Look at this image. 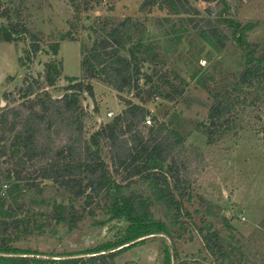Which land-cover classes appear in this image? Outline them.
<instances>
[{
  "label": "rangeland",
  "instance_id": "obj_1",
  "mask_svg": "<svg viewBox=\"0 0 264 264\" xmlns=\"http://www.w3.org/2000/svg\"><path fill=\"white\" fill-rule=\"evenodd\" d=\"M145 1L0 0V111L44 92L62 98L73 79L82 78L83 47H92L112 25L131 18L135 26L127 48L143 45L137 51L140 84L154 93H145L143 104L135 90L118 93L92 79L96 100L87 94L81 97L91 114L84 120L85 131L89 136L125 109L119 96L148 108L146 120L151 119V125L164 123L168 135L183 138L174 155L180 151L190 174V195L184 200L187 211L180 216L169 212L155 185L139 177L127 185L122 175H115L116 186L89 204L84 197L75 200L51 180H37L39 189L5 182L2 176L0 196L8 201L4 208L15 206V200L22 205L12 218H21L23 228L8 232L10 242L20 255L44 259L87 258L126 246L115 264H264V82L240 81L249 52L264 65V0L213 3V13L205 1L183 0L191 8L189 14H175L165 5L145 7ZM219 11L230 20L228 25L218 22ZM207 19L228 35L223 51L199 34ZM15 24L26 25L36 37L21 36V31L12 30ZM3 30L12 32L16 40H3ZM240 34L249 42L247 48L239 45ZM56 43L60 46L53 56ZM34 44L39 46L37 52ZM122 53L130 56L127 50ZM53 60L60 76L49 85L46 64ZM29 85L35 92L27 95L24 89ZM176 87L182 92L174 91ZM226 93L232 96V122L209 144L203 129L210 124L215 94ZM111 111L113 116L108 117ZM101 154L111 165L105 144ZM9 167L0 148V172ZM72 206L82 216L76 224L70 219ZM149 229L160 232L132 240ZM202 231L220 233L230 253L227 259L211 255ZM123 242L128 243L119 247Z\"/></svg>",
  "mask_w": 264,
  "mask_h": 264
},
{
  "label": "trees",
  "instance_id": "obj_2",
  "mask_svg": "<svg viewBox=\"0 0 264 264\" xmlns=\"http://www.w3.org/2000/svg\"><path fill=\"white\" fill-rule=\"evenodd\" d=\"M202 1L211 4L207 8L209 13L214 12L213 3H227V0ZM155 4L165 5L175 14H189L191 10L183 0L144 2L145 7ZM2 15L7 14L3 12ZM218 19L223 25L230 23L228 18H224L222 11H219ZM188 20L193 21L190 18ZM205 23L206 28H198L199 34L217 51H223L229 40L228 35L215 26L212 20L207 19ZM133 26L135 23L132 19L126 18L112 25L104 36L94 41L92 47H83L82 78H74L73 81H76L66 88L68 93L62 98H53L44 92L36 95L34 99L27 98L16 106L0 111L1 155L10 165L6 172H0V177L3 176L5 182L16 183L18 186L21 183L40 189L37 180H51L70 192L75 200L84 197L85 201L91 204L97 197L105 195L113 185L116 186L115 175H122L127 185L139 177L155 185L169 212L174 211L180 216L187 211L184 209V200L190 195V174L187 172L186 162L180 158V151L174 155L175 149L182 147L183 138L179 134L168 135L164 123L145 124L150 113L148 108L119 96L125 103V109L112 120L101 124L89 136L85 131L84 120L91 114L82 105L81 97L87 94L96 100L92 79L102 80L118 93L127 89L135 90L134 96L142 103L145 93L148 96L154 93L152 90H144L140 84L141 68L137 62V51H140L143 45L132 44L127 48L132 38L130 31ZM11 28L17 32L21 31V36L36 37L24 24H15ZM1 35L7 42L16 40L10 31L3 30ZM237 41L243 48L250 45L243 34L237 37ZM59 46L58 43L53 44V56H57ZM33 48L37 52L38 44H34ZM124 50H127L130 56L123 55ZM248 56L250 60L240 76V81L252 83L253 79L257 78L264 82V65L257 61L260 58H255L251 52ZM262 59L264 62V56ZM46 75L49 85H54L60 76V69L56 67L54 60L46 64ZM174 91L182 92L178 87ZM32 92H35L33 85L24 89L27 95ZM27 95L23 98L28 97ZM166 97L173 98L171 94H166ZM94 111H99L96 104ZM232 111V96L228 93L222 97L215 94V103L209 113L210 124L205 125L203 129L209 144L215 142L221 130L225 131L230 127ZM7 140L9 145L2 144ZM102 144L108 148L111 165L102 157ZM7 202L6 198L0 196V264H115L116 258L126 248H110V252L104 249L103 253L97 251L98 254L87 258L63 256L59 259H44L20 255L22 253L11 244L8 232L23 228L21 218H12L22 205L15 200V206L10 204L8 209H5ZM1 216L12 220L2 219ZM70 219L74 224L82 219L73 206L70 209ZM158 232L160 231L142 230L132 240ZM202 235L206 248L216 260L224 261L229 257L230 253L227 252L224 239L218 231L203 232ZM127 243L123 242L118 246ZM233 262L231 261V264Z\"/></svg>",
  "mask_w": 264,
  "mask_h": 264
},
{
  "label": "built area",
  "instance_id": "obj_3",
  "mask_svg": "<svg viewBox=\"0 0 264 264\" xmlns=\"http://www.w3.org/2000/svg\"><path fill=\"white\" fill-rule=\"evenodd\" d=\"M107 115H108V117H112V116H113V112H112V111H111V112H108V114H107ZM147 117H148V116H147ZM146 123H148V124H150V125H151V123H152V120L148 118V119L146 120Z\"/></svg>",
  "mask_w": 264,
  "mask_h": 264
}]
</instances>
